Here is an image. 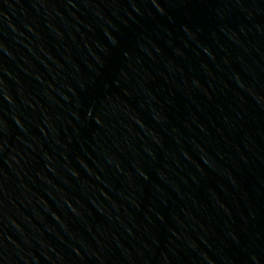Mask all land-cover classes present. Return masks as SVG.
Wrapping results in <instances>:
<instances>
[{"label": "water", "instance_id": "water-1", "mask_svg": "<svg viewBox=\"0 0 264 264\" xmlns=\"http://www.w3.org/2000/svg\"><path fill=\"white\" fill-rule=\"evenodd\" d=\"M0 264H264V0H0Z\"/></svg>", "mask_w": 264, "mask_h": 264}]
</instances>
